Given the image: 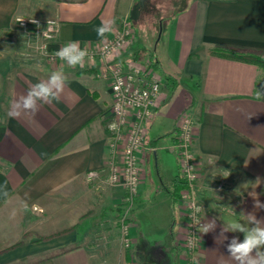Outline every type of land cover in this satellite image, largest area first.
I'll use <instances>...</instances> for the list:
<instances>
[{
	"label": "crops",
	"instance_id": "1",
	"mask_svg": "<svg viewBox=\"0 0 264 264\" xmlns=\"http://www.w3.org/2000/svg\"><path fill=\"white\" fill-rule=\"evenodd\" d=\"M135 4L0 0V66L17 43L19 51L28 47L15 28L16 16L60 24L45 50L41 39L32 38L30 47L42 58L38 66H25L8 78L0 69V264H185L176 243L185 217L172 199L183 113L195 121L199 210L204 223L215 219L216 224L202 233L195 264H234L227 244L234 236L242 241L243 233L225 232L228 239L220 240L221 231L233 221L247 223L248 214L264 219V209L254 208L249 195L255 191L264 204V99H255L257 88H264V69L210 53L217 45L264 50V0H184L153 48L135 36L117 59L154 63L164 86L145 140L146 176L128 219L132 252L123 253L113 239L116 228L121 231L119 208L126 190L106 182L111 81L99 60L73 68L51 61L48 53L70 41L97 49L116 37ZM102 21L113 22L103 39L95 32ZM54 71L67 78L59 101L41 103L35 115L10 116L15 101ZM91 170L102 172L89 180Z\"/></svg>",
	"mask_w": 264,
	"mask_h": 264
},
{
	"label": "built area",
	"instance_id": "2",
	"mask_svg": "<svg viewBox=\"0 0 264 264\" xmlns=\"http://www.w3.org/2000/svg\"><path fill=\"white\" fill-rule=\"evenodd\" d=\"M33 20L38 23H33ZM15 26L41 39L43 45L40 48L45 50L48 44L56 39L60 24L53 19L19 15L15 18ZM134 38L133 24L130 19H125L115 38L105 41L95 50L86 49L88 56L85 58L101 61L104 72L109 71L112 79L110 155L105 170L107 183L121 185L126 190L128 206L121 217V231L126 248L133 246L128 219L145 179V140L149 124L157 116L164 86V80L152 62L139 65L117 61L128 51ZM55 52H49L48 58L51 61H60L55 57ZM176 140L180 175L187 183L178 199L185 222L176 243L180 247L185 264H195L204 222L197 200L199 170L194 154L195 121L188 113H183L179 118ZM101 172L91 170L87 172L86 177L94 180Z\"/></svg>",
	"mask_w": 264,
	"mask_h": 264
},
{
	"label": "clouds",
	"instance_id": "3",
	"mask_svg": "<svg viewBox=\"0 0 264 264\" xmlns=\"http://www.w3.org/2000/svg\"><path fill=\"white\" fill-rule=\"evenodd\" d=\"M32 22L38 23L35 20ZM112 25V21H102L101 25L95 28L97 36L102 39L106 38L107 34L112 31ZM54 55L60 61L66 62L68 66L75 68L83 65L88 52L86 49H82L78 42L70 41L56 51ZM66 82L67 78L62 71L52 72L47 80L32 85L26 94L19 97L9 115L17 117L21 112H30L35 115L41 103L50 104L53 101H59ZM255 99L257 101L264 99V88H257ZM255 183L258 186L261 179L257 177ZM249 195L254 201V208L264 209V204L260 202L259 195L255 191ZM247 217V223L233 221L228 228L224 227L218 239L227 240L228 237L224 233L229 231L243 233L242 241L234 236L227 244V252L231 260L234 264H264V219H257L254 214H248ZM202 227V233L214 230L216 227L215 219L204 223Z\"/></svg>",
	"mask_w": 264,
	"mask_h": 264
},
{
	"label": "rangeland",
	"instance_id": "4",
	"mask_svg": "<svg viewBox=\"0 0 264 264\" xmlns=\"http://www.w3.org/2000/svg\"><path fill=\"white\" fill-rule=\"evenodd\" d=\"M138 1L140 0H135V3H137ZM183 4H184V0H145V4L140 11V16L138 20L132 21L130 19L133 24L135 36L140 37L141 35L140 37L141 41H146V42L148 41L151 47L153 48V46L156 44L157 40L159 39L161 35L163 27H165V25L168 24L169 20L173 18V16L176 14L177 11H179V9L182 7ZM16 30H17V33L20 36H22V38L26 37L28 39V47H26V49H24L23 47L21 51H19L16 48L18 45L17 43L15 48L14 47L12 48L13 50H11V53L8 59H6L0 66L1 67L0 69L2 70V76L4 78H8L9 76L13 77L14 75H16V73L19 70L23 69L25 66H29L30 68H32V66H38L37 63L39 62V60L42 59L40 53L37 52V50L34 51L32 47H30V44L33 43L32 38L33 37L36 38L35 35L25 32L23 30H20L18 28H16ZM142 64H145V63H142ZM105 74H106V79H108V81L109 82L111 81L112 83L110 72L108 71ZM111 105H112V102L110 103V106H109V110H108L109 114L111 113ZM149 160H150L151 171L154 172V165L152 161L153 154L149 155ZM148 167L149 165H147V168ZM125 199H126V196L124 200ZM132 209L133 207L131 208L130 213ZM120 224H121V221H120ZM120 233H122V231H119L117 227L113 235V239L118 242L119 247H121V250L123 253L132 252L133 246L131 248H126L124 241H123V235Z\"/></svg>",
	"mask_w": 264,
	"mask_h": 264
},
{
	"label": "trees",
	"instance_id": "5",
	"mask_svg": "<svg viewBox=\"0 0 264 264\" xmlns=\"http://www.w3.org/2000/svg\"><path fill=\"white\" fill-rule=\"evenodd\" d=\"M210 53L213 55L220 56V57L235 59V60L242 61L245 63L254 64L264 69V50L217 45L210 49ZM153 66H155L154 63H153ZM168 80L170 81L172 85L174 84L170 78ZM174 87L175 86H172V89ZM186 186H187L186 180L179 174L176 177L175 182H174V192L172 194L173 201H176L179 199L182 191L186 188ZM125 200L120 204V208H119L120 213L122 215L128 206V202L127 200L126 201ZM76 227L77 226L72 227L71 230H74ZM69 230L70 229H67L61 232L52 233L48 236L40 237L38 241L50 240L53 237H56L58 235H61L62 233L68 232Z\"/></svg>",
	"mask_w": 264,
	"mask_h": 264
},
{
	"label": "water",
	"instance_id": "6",
	"mask_svg": "<svg viewBox=\"0 0 264 264\" xmlns=\"http://www.w3.org/2000/svg\"><path fill=\"white\" fill-rule=\"evenodd\" d=\"M144 4H145V0H140L133 6V9L130 14V19L132 21L138 20L140 16L141 8L144 6Z\"/></svg>",
	"mask_w": 264,
	"mask_h": 264
}]
</instances>
